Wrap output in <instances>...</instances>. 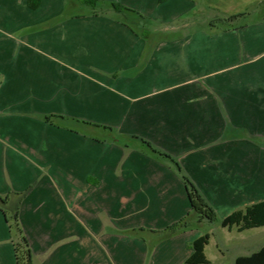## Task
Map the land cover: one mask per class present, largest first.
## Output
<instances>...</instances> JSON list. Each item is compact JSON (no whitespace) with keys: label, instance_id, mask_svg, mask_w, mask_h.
Wrapping results in <instances>:
<instances>
[{"label":"crops","instance_id":"0c3cea01","mask_svg":"<svg viewBox=\"0 0 264 264\" xmlns=\"http://www.w3.org/2000/svg\"><path fill=\"white\" fill-rule=\"evenodd\" d=\"M99 2L0 0V193L43 176L19 209L34 264H193L204 234L121 247L105 224L155 205L135 192L169 206L186 178L223 219L264 201V0ZM5 139L44 167L11 168ZM10 229L0 207V264H19Z\"/></svg>","mask_w":264,"mask_h":264},{"label":"rangeland","instance_id":"374dc122","mask_svg":"<svg viewBox=\"0 0 264 264\" xmlns=\"http://www.w3.org/2000/svg\"><path fill=\"white\" fill-rule=\"evenodd\" d=\"M32 116L36 119H40L49 123L58 122V120L61 119L55 118L52 119V121H48L46 116L49 115H44L41 118L37 114L31 115V117ZM68 120L71 119L68 118ZM67 127L74 128L76 132L83 133L85 135L89 134L90 136L96 135V130H100L99 128L96 130L94 128L88 129L76 123L69 124ZM2 135L5 137L6 131L3 132L0 129V138ZM4 145L10 146L11 152L14 153L10 154V157L15 160V163L13 164L10 162L11 168L18 167L23 169L26 167L32 171L33 168L44 167L42 163L36 162L37 159L30 152H27V150L22 146L18 147L20 144H18L15 139L11 141L5 139ZM6 146L3 147L4 150L6 149ZM13 149H16V151H13ZM151 150L152 149L150 147L143 146V150L140 151H145L147 153L151 152L150 154L153 155L154 153H152L153 151ZM18 153L21 154V158L19 160L17 159ZM41 179L43 180V176L42 178L41 176H34L32 182L25 190L18 191L11 188L3 195H10L12 198H17L14 197V194L19 193L22 195L20 198H18L21 199V204L27 195H29L34 190ZM176 188L177 190L170 192V198H172V202L166 207L163 206L165 204L164 197H166V195L168 197L169 194L163 195V192L159 190H154L151 192H135L139 204H141L142 201H146L148 199V195H151L152 198H150V200H153L155 205H152L151 208L146 209L145 206L139 208V210L143 209L145 211L143 213H137L138 215L133 212V207L131 206L123 208L122 211L124 213L120 212L119 214V212H112L110 223H106L104 229L107 234L116 236V242L111 244L126 247L134 246L135 244L133 242L145 241L147 244H149V246L156 247L160 243L169 241L167 245H177V247H180V243L185 241L183 239L185 232L194 235L196 233H208L210 235V241L206 247L207 254L212 260L211 264H235L234 256L240 249L247 252H252L264 244V226L240 231L238 230L237 225H234L233 229L231 230L228 227L222 225V221L224 220L222 216H217L214 220L206 217L202 218L199 213H196L195 210H193V206L191 207L190 205L192 203L187 184L186 186H183V189L178 187ZM141 218H143L144 221L145 218H148L147 222L144 224L142 222L139 224L134 223L136 220H140ZM121 237L123 238L121 239ZM111 241L113 240L111 239ZM91 243L94 242L91 240ZM188 245L190 246V243ZM32 261L34 264V260Z\"/></svg>","mask_w":264,"mask_h":264},{"label":"trees","instance_id":"16d2710c","mask_svg":"<svg viewBox=\"0 0 264 264\" xmlns=\"http://www.w3.org/2000/svg\"><path fill=\"white\" fill-rule=\"evenodd\" d=\"M86 2L93 7H103L99 0H86ZM111 8L116 10L117 12L122 13L124 18L130 17H143L141 14L137 13L128 8L120 7L116 4H112ZM55 117V116H54ZM52 115L46 116L48 121H52L54 118ZM61 119H66L62 116H59ZM67 120V119H66ZM74 123L81 125L85 128H94L95 130L99 128L97 124L71 119ZM113 130L112 128H110ZM153 147V146H150ZM154 151L159 152V150L152 148ZM186 183L188 187L189 196L191 199V203L193 206V210L196 213H199L202 218H209L214 220L217 215L213 207L208 203L202 193L198 190V188L191 182L188 178H186ZM20 196L19 193H15L12 198L10 195L4 196L0 194V207L3 208L7 214L8 220L11 222V232L13 236V240L15 242V246L18 251L19 264H33V257L30 250L29 241L24 233L22 225L19 220V209H20ZM16 199V200H15ZM10 217V218H9ZM222 225L225 227L237 225L240 231L245 229L255 228L264 226V201L255 203L253 205L248 206L244 210H238L230 214L222 221ZM210 235L208 233L202 235L192 242L193 253L187 259V263L193 264H201V263H209V260L206 255V246L209 244ZM236 264H264V246L249 254L238 257Z\"/></svg>","mask_w":264,"mask_h":264}]
</instances>
